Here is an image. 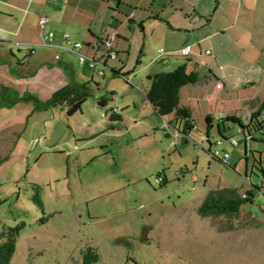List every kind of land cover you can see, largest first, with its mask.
<instances>
[{
	"label": "rangeland",
	"instance_id": "374dc122",
	"mask_svg": "<svg viewBox=\"0 0 264 264\" xmlns=\"http://www.w3.org/2000/svg\"><path fill=\"white\" fill-rule=\"evenodd\" d=\"M216 4L212 0L211 5L220 8L213 21L215 13L210 12L209 20L214 22L210 32L223 27L221 22L232 24L239 14L226 32L233 37L220 46L219 36L216 51L197 45L190 58L182 57L181 49L187 45L182 36H165L159 30L152 37L150 30L125 54L107 59L104 76L94 73L93 81L86 80L78 61L63 52L79 72L77 83L89 82L91 89L81 112L73 117L67 107H45L53 95L49 85L62 77L61 72H50L60 67L53 49H43L49 53L44 68L32 65L30 84L12 74L19 68L10 51L1 50L0 242L4 232L21 228L11 264H264V173L258 154L251 173L249 153L247 174L241 152L245 139L239 135V126H228L231 129L222 136L216 120L209 142L202 133L193 132L189 142L179 138L171 147L174 127L165 125L173 116L164 119L154 114L146 97L150 77L187 63L197 66L200 80L186 87L201 103V98L204 102L206 96L211 98L216 113L223 107L217 101L221 96L212 89L200 94L203 88H212L213 77L219 74H234V85L230 83L234 79L228 78V93L221 98L240 99L237 109L241 112L253 107L245 100L264 101V45L251 41L254 28L264 25V0H218ZM262 33L257 41L264 37V29ZM236 36L246 42H236ZM162 50L170 54L163 62L159 61ZM207 50L213 56L205 55ZM13 53L20 59L26 54L15 46ZM227 63L237 69L231 70ZM27 88L33 95L25 94ZM104 98L107 107L99 104ZM231 106H236L235 101ZM114 108L123 122L110 121ZM196 121L204 132L205 119ZM183 125L176 129L182 131ZM231 138L239 143L238 149L230 144ZM218 141L221 150L229 149L228 166L213 156L215 147L209 153L210 145ZM248 143L252 152L262 153L264 167L263 143ZM159 175L168 183L160 185ZM229 188L240 195L249 189L255 192L253 203H245L232 227L225 219L201 217L198 208L208 192ZM92 256L98 258L96 262L92 263Z\"/></svg>",
	"mask_w": 264,
	"mask_h": 264
},
{
	"label": "crops",
	"instance_id": "0c3cea01",
	"mask_svg": "<svg viewBox=\"0 0 264 264\" xmlns=\"http://www.w3.org/2000/svg\"><path fill=\"white\" fill-rule=\"evenodd\" d=\"M216 3L218 4V0H216ZM211 4L212 0H0V54H2V49L8 52L10 51V58L13 60L15 66L19 68V70H12V74L16 78H21L24 83L28 84L29 80L33 79L30 75L32 72V65L39 64L41 68H44V65L46 64L45 60L49 55V53L43 50L47 49L42 46V39H44V36L49 32H54L57 38L55 39V42L58 46H60L63 43V35L69 34L74 42L82 43L84 44V47L79 52H68L65 54H67V56H72L76 61H78V63L80 54L85 55L87 59L95 61V68H91L88 63H79L81 66V74L86 80L91 79V81H93L94 73H99L103 70L102 68L108 65V61L106 59L108 49L103 43L108 39L113 30H116L118 35L115 40L112 41L111 49L119 56L122 53L125 54L128 47L133 46L135 42L139 40L141 34L143 37H146L150 30V33L153 35L152 37H154L156 32L159 30L163 31L165 36H182L185 44H187L183 48L189 47L191 49V55L193 54L194 46L197 45L211 46L215 48H213L215 51L217 47L216 44L219 43L218 45L224 46L227 40H230L229 38L233 37H227L226 32L237 23L239 14L232 24L228 25V23L224 24L221 22L223 27L218 29L216 32H214V30L210 32L211 29H214V22L212 21L220 8H214ZM210 12L215 13L212 16V21L209 20ZM43 19L48 20L44 27L41 25ZM262 26L261 28H254V36L251 40L255 44H260V47H263L264 45V37L257 41L261 38H259V35L262 36L263 34L262 32L264 27ZM219 36L222 37V42L219 41ZM234 40L239 43H243V41L246 42L245 38L241 36H236ZM9 45H11V47H9ZM13 46L19 50V53L23 51L26 52L22 59L18 58V56L16 57L12 55L14 54ZM51 49L54 50L55 56L62 53L57 47H50L49 50ZM143 52L144 51H142V55L144 54ZM208 53H210L209 50L205 52V55L208 56ZM167 54L168 53L165 52L162 56L159 53V61L163 62L164 59L170 55ZM198 55L202 56V52L200 51ZM55 56L54 59L56 60ZM181 56L184 57L182 54ZM209 56H213V53L211 52ZM217 58L221 61L220 57ZM11 59H9L8 64L12 67L13 62ZM216 62L219 64L218 59ZM57 63L60 64V67H56V69L51 66L50 68H54L55 70L53 69L50 72H61L62 77L49 85L48 88H50L49 90L51 94L67 86L71 79L77 81V77L79 76V72H76L74 64L67 61L64 53L61 54L60 61H57ZM189 63H191V61ZM226 65L231 67V70L234 68L237 69L235 64L227 63ZM99 67L100 70L98 71ZM190 68L191 67L189 66V69ZM219 70L224 72L222 65L219 66ZM104 74L98 75L104 76ZM28 75H30V77ZM233 76L234 74L231 73L230 77L225 74H219L218 76L213 77L214 85L212 88H208L206 90L203 88L200 96L203 93L206 94L207 91H211L210 89H212V92H214L213 94L216 96L223 97V93L225 96L226 93H228L230 83L232 86L236 81ZM228 78H230V80H234L229 83L230 80L228 81ZM218 83L222 84V89L217 87ZM252 83L253 82L249 84ZM187 87H184L180 92L182 104L191 109L195 120L197 117L204 119L206 117H211L213 119L214 126L216 120L217 122L219 120V115H237L246 120L247 114L257 113L261 111L262 107L264 109V101L257 102L255 99H252L245 100L243 102L253 104V107L247 108V112H241L237 109L240 99H237V97L234 99H225V97H220L217 98V101H221L223 107H221V110L216 113V106L211 104V98L206 96V101L204 102V100L200 97L203 101V103H201L198 99V95L193 94L194 91L188 90ZM26 90V95H33L29 88ZM234 101L236 103L235 107L231 106V103ZM136 105L137 103L135 102V106ZM172 121H166V126L169 127V122ZM161 127V129L166 131L168 134L166 128L164 129L163 126ZM197 127H199V125ZM199 133H202L206 137L205 131H201ZM238 148L239 146L236 149ZM222 151L229 153L228 148H224ZM248 156L249 155L244 154V158L246 159L247 174L249 173ZM230 160H232V158H230ZM252 162L253 166L250 167V171L253 174L254 172L252 171L255 169V159H253ZM234 164L235 168L240 166L238 160L234 161ZM217 190L221 191L224 189L211 190L208 194ZM242 209H240L239 213L236 214L237 216H241ZM236 215L222 217L215 216V219L219 220V222H223L224 219L228 220L230 228L232 227V221Z\"/></svg>",
	"mask_w": 264,
	"mask_h": 264
},
{
	"label": "trees",
	"instance_id": "16d2710c",
	"mask_svg": "<svg viewBox=\"0 0 264 264\" xmlns=\"http://www.w3.org/2000/svg\"><path fill=\"white\" fill-rule=\"evenodd\" d=\"M185 49V48H183ZM182 49V50H183ZM181 50V54H182ZM62 53L64 51H61ZM61 53V54H62ZM67 53V52H64ZM70 53V52H69ZM210 53H208L209 55ZM13 56L15 54H12ZM118 55V54H117ZM191 55V53H190ZM184 56V57H190ZM61 56V55H60ZM60 56L59 60L60 61ZM119 57V55H118ZM117 57V58H118ZM116 58V59H117ZM106 59H110L109 55H107ZM115 59V60H116ZM192 71L189 69V65L187 63L179 66L175 71H171L168 73H162L158 75H153L151 77L152 86L146 92V97L149 102L154 107V114H157L161 118H166L168 116H173L174 120L169 122L170 127H174V130L180 131L182 134V138L184 141L189 142L190 136L193 132H201L199 127H197V121L194 119L192 111L189 107L185 106L181 102L180 92L186 86H195L199 83V71L196 65L193 66ZM117 74V73H115ZM128 83V82H127ZM223 87V86H222ZM222 89V88H221ZM90 83L84 82L83 84L77 83V81L71 79L70 83L63 87L62 89L55 91L49 101L46 102V108H58V107H67L68 115L74 116L78 112H81L82 106L87 101V98L90 97ZM99 104L101 107H107L108 101L104 98L101 99ZM111 122H123V117L120 114V111L117 108L110 109ZM262 110L257 113H249L247 114V122H243L242 118L233 115V116H223L219 115L218 120V130L222 136H226L227 130L231 128L228 126L237 125L239 126V135H243L245 139L244 148L245 155L252 154L253 159L256 160L255 154L260 156V159L257 163L261 166V172L264 173L263 162H262V153L252 152L249 147L248 141L252 142H261L264 146V122L261 121ZM250 115V116H249ZM222 116V118L220 117ZM205 134L208 142L210 141V131L213 129V119L211 117L205 118ZM179 124L183 125V130L176 129ZM196 127V129H195ZM232 139V138H231ZM219 142V141H218ZM216 142V143H218ZM210 145L209 153L212 152V147H218L222 153H227L222 151L220 147L222 146V142L220 146L217 144ZM177 145V144H176ZM176 147V146H175ZM230 154V153H229ZM214 156V154H213ZM215 157V156H214ZM220 163L228 166V163H224L222 160H219L218 157H215ZM256 162V161H255ZM255 168V167H254ZM253 172V171H252ZM160 180V185L167 184L168 181L161 177V175L157 178ZM259 191L260 189L257 188ZM254 191L251 189L247 190L245 193L239 194L238 190L235 188L224 189L221 191L211 192L207 195L205 200L203 201L202 206L198 208V212L201 217H222L228 215H236L239 213L240 209L243 208L246 202L253 203L254 199ZM36 201H38L41 206L40 199L35 196ZM20 227L9 229L7 232L1 236L0 242V264H11V259L13 254L16 253V240L17 236L20 232ZM90 251V250H89ZM89 256L93 254H89ZM88 255L86 258H88ZM92 263L96 262L98 258L91 257Z\"/></svg>",
	"mask_w": 264,
	"mask_h": 264
},
{
	"label": "built area",
	"instance_id": "2783aa9c",
	"mask_svg": "<svg viewBox=\"0 0 264 264\" xmlns=\"http://www.w3.org/2000/svg\"><path fill=\"white\" fill-rule=\"evenodd\" d=\"M47 21H48L47 19H43L42 20V22H41L42 27L45 26V24H46ZM117 35H118V32L116 30H113L110 33L108 39L106 41H104V43H103L104 46L108 49V55H109V57H110L111 60H115L118 57L117 53L111 49L112 41L115 40V38L117 37ZM55 39H57V38H56V34L54 32L47 33L44 36V39H42V46L43 47H57L61 51H64V52H74V53L79 52L84 47V44L74 42L73 39H72V37L69 34H64L63 35V39H62L63 43L60 46H58L56 44ZM190 53H191V49L189 47H186L185 49L182 50V55L183 56H188V55H190ZM160 54L163 56L165 54V51H163V50L160 51ZM60 55L61 54L55 56V58L57 60H59V56ZM78 60H79V63L80 64H86V63H88L91 68H95V66H96V62L93 61V60L87 59L85 55L80 54ZM98 74L99 75H103L104 74V71L101 70ZM217 87L218 88H222V84L221 83H218ZM220 117L222 118V116H220ZM195 129H196V127H195ZM181 136H182V134H181L180 131H177V130H174L173 131V133L170 135V138L172 139V141H171V147H175L176 146V141ZM230 141H231L230 144L233 147H236L237 148L239 146V143L236 141V139L232 138V139H230ZM216 144L220 146V143L219 142L216 143ZM242 153L245 154V149H242ZM214 156L215 157H218L219 160H222L224 163H228L229 160H230V158H231V155L229 153H222L219 150L218 147H216V150L214 151ZM160 180L161 179H159V182H160Z\"/></svg>",
	"mask_w": 264,
	"mask_h": 264
},
{
	"label": "water",
	"instance_id": "95a60500",
	"mask_svg": "<svg viewBox=\"0 0 264 264\" xmlns=\"http://www.w3.org/2000/svg\"><path fill=\"white\" fill-rule=\"evenodd\" d=\"M150 79H151V77H150ZM33 99H35V98H33V97L28 98V100H33Z\"/></svg>",
	"mask_w": 264,
	"mask_h": 264
}]
</instances>
